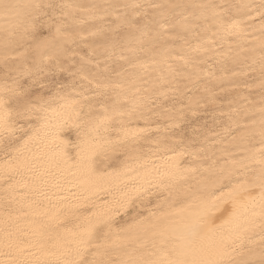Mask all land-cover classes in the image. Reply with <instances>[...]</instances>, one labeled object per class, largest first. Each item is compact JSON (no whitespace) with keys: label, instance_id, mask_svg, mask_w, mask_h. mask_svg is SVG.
<instances>
[{"label":"snow or ice","instance_id":"snow-or-ice-1","mask_svg":"<svg viewBox=\"0 0 264 264\" xmlns=\"http://www.w3.org/2000/svg\"><path fill=\"white\" fill-rule=\"evenodd\" d=\"M0 189V264H264V0H0Z\"/></svg>","mask_w":264,"mask_h":264},{"label":"bare ground","instance_id":"bare-ground-1","mask_svg":"<svg viewBox=\"0 0 264 264\" xmlns=\"http://www.w3.org/2000/svg\"><path fill=\"white\" fill-rule=\"evenodd\" d=\"M219 92V89H217ZM221 95H223L221 93ZM215 108L216 110L213 111L212 109ZM223 108V110H227V102L226 101H221L217 105L210 106L207 111H201V113L198 114L197 117H194L193 120L196 122V125H203L205 121L208 122L209 126L212 125V121L214 117H219L221 112L220 109ZM3 200V191L0 189V202ZM0 213H2V208H0ZM2 235V233H0ZM2 258V257H0Z\"/></svg>","mask_w":264,"mask_h":264}]
</instances>
